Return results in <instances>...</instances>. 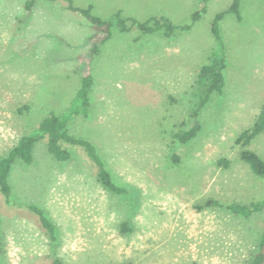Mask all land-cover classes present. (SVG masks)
<instances>
[{"label": "rangeland", "instance_id": "1", "mask_svg": "<svg viewBox=\"0 0 264 264\" xmlns=\"http://www.w3.org/2000/svg\"><path fill=\"white\" fill-rule=\"evenodd\" d=\"M0 0V157L51 113L65 114L81 87L80 56L94 32L63 0ZM103 19L118 11L145 21L165 16L190 30L167 38L113 30L86 60L93 76L87 115L68 120L70 134L93 143L118 185L116 195L79 146L63 144L61 162L38 141L33 162L12 166L9 199L0 192L2 264H248L264 231V210L246 218L202 208L208 199L249 205L264 201V177L239 156L238 135L264 104V0H243L242 19L221 21L227 69L222 94L199 114L201 131L187 145L173 134L192 124L197 72L216 46L215 15L232 0H72ZM264 159V132L248 146ZM178 156L179 160H173ZM229 160L228 168L218 160ZM43 209L52 241L27 206ZM130 230L123 232V223Z\"/></svg>", "mask_w": 264, "mask_h": 264}, {"label": "trees", "instance_id": "2", "mask_svg": "<svg viewBox=\"0 0 264 264\" xmlns=\"http://www.w3.org/2000/svg\"><path fill=\"white\" fill-rule=\"evenodd\" d=\"M56 1V0H47ZM67 3V8L71 11H76L82 14L91 24L93 33L89 36L91 47L88 52L79 58L78 69L82 73L81 87L77 91L74 103L65 114L51 113L46 116L39 124L38 128L27 135L20 137L18 143L10 150L7 156L0 157V192L9 199L12 195V187L9 183V176L12 171V166L17 160H22L27 165L33 162V151L35 144L47 138V147L49 153L61 162L68 161L71 158L70 152L63 146V144L79 146L84 149L88 158L94 164L98 171V181L109 192L116 195H127L129 189L118 185L111 172L106 167L105 162L98 154L96 146L82 138H77L70 134L68 128V120L74 115H78L75 106L83 107L85 115H87L89 108V93L93 86V76L86 60L91 57H96L100 51L101 46L110 40L114 29L120 32H128L132 28H136L142 34H156L160 33L164 37L171 38L177 35L181 30H190L192 25L196 23L201 14L206 11L203 7L201 11H197L192 15L191 24L175 25L169 18L165 16H152L145 21L137 20L133 17H124L122 11H118L111 18L103 19L93 13V6L89 5L87 8H80L73 5L72 0H63ZM210 0H203L206 4ZM36 3V0L27 2V9H31ZM243 0H232L231 5L227 10L217 13L211 23V33L215 39L216 46L212 49L206 62L202 64L197 72L195 85L192 90V97L194 103L191 107L189 116L192 124L184 130H179L173 134L174 139L182 145H187L190 141L196 138L201 131V124L198 120L201 110L206 107L213 94H222L225 87V71L227 69V58L225 51V44L222 35L221 21L230 14L235 16L238 20L242 19L241 6ZM264 132V104L262 105L253 125L243 132H241L236 144L240 147L239 156L250 167L251 171L259 176L264 177V159L255 151L250 150L248 146L254 138ZM173 160L178 161L179 157L174 156ZM218 164L224 168L229 167V160L222 158L218 160ZM217 207L227 209L235 215H242L243 217H250L255 213L264 210V201L253 202L249 205L240 203L224 204L216 199H208L202 208ZM27 208L33 212L41 223V226L46 230L50 239L56 241V228L53 222L45 214L43 209L36 205H28ZM2 220L0 217V264L3 255L2 242ZM123 232L129 231L128 223H123ZM54 264H64L60 259H55ZM248 264H264V231L260 237L258 250L249 261Z\"/></svg>", "mask_w": 264, "mask_h": 264}]
</instances>
